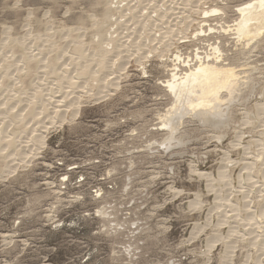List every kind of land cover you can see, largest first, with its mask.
I'll use <instances>...</instances> for the list:
<instances>
[{"label":"rangeland","instance_id":"1","mask_svg":"<svg viewBox=\"0 0 264 264\" xmlns=\"http://www.w3.org/2000/svg\"><path fill=\"white\" fill-rule=\"evenodd\" d=\"M110 1L0 0V264H221L226 244L235 247L233 264H264V233L252 228L264 209V115L255 110L264 104V35L243 46L223 31L251 0H149L159 16L122 28L118 37L135 30L136 50L118 60L105 88L88 71ZM216 7L222 12L205 14ZM146 44L157 51L143 67ZM211 45L246 72V85L226 97L218 117L172 112L164 82L176 55H210ZM27 53L36 59H27L30 66ZM65 71L71 82H61ZM35 85L48 92L36 94ZM38 99L53 113L31 121ZM35 131L46 136L42 147ZM8 152L14 156L4 158ZM197 200L202 207L191 210ZM195 225L203 227L199 235H191ZM214 235L222 240L208 250ZM256 235L261 242L252 245Z\"/></svg>","mask_w":264,"mask_h":264},{"label":"bare ground","instance_id":"2","mask_svg":"<svg viewBox=\"0 0 264 264\" xmlns=\"http://www.w3.org/2000/svg\"><path fill=\"white\" fill-rule=\"evenodd\" d=\"M149 3L150 2L148 0V4ZM107 6H108V8L104 12V18L102 19V22H100V23H102L101 26L99 27L100 29L96 33V36H98V37H96L98 41L96 43L97 48L94 51L95 52L94 56H97L98 60L96 61V64L94 63L95 66L93 68H91L90 71H88L89 74H92V76H94L93 79H95V80H93V81H98V82L101 81V85H104L105 88H106L107 83L110 80L115 79L114 74L119 73V71H115V68L118 65V60L122 59L123 62L128 61V59H130L133 56V53L130 51L136 50V45H137L136 38L137 37H134L135 36V30L129 32L126 37L125 36L118 37L119 34L122 32V28H125L124 30H127V22H131V24H133L135 21L142 22V25L144 26L146 23L153 22V19H152L153 17L159 16L156 13L157 9L152 7V3L149 4V7H144V5H142L141 1H139V0H117V1L111 0L109 3H107ZM220 12H222L220 10V8L216 7L214 9H212L211 11L205 12V14L206 15H208L209 13L210 14H216V13H220ZM237 12H238V14H237L238 17L234 21V24L232 26H228L227 30H223L224 33H228V35L231 34L232 35L231 37L236 39V43H241V42L242 43L244 42L247 44H250L252 42H255V44L258 43L261 40V37L264 35V0H251L249 2L242 4V5H239ZM173 14H175V13H173ZM162 19H164V20L167 19V17H165V12H164V15L158 20L162 21ZM168 30L170 32H174L172 29H168ZM210 31L212 32V31H214V29L212 28V29H210ZM204 32H206V31L202 30V33H204ZM165 33H166L165 31H162V30L160 31L159 34H161V38L165 37L164 36ZM171 38L174 39V35H171ZM232 38H231V40H232ZM181 40L178 39L177 42H173V44H175V43L178 44L179 41H181ZM160 42H161V40H160ZM244 43H243V46L245 45ZM170 44H172V43H170ZM167 46H168V48L170 47V45H167ZM18 47L25 48V43H22V41L18 42ZM211 47L212 48L210 50H212V53H210V55L206 54L205 56H201L200 55L201 53L199 52V50H197L196 54H195V58H192V59L188 58L187 61H186V59H183L181 57V55H179V54L176 55V60H175L176 63L173 64V68L170 70V77L166 82H164V83H166L165 85H166L167 89L170 91V94L172 95L173 103L171 104L172 106L170 108V110L172 112H174V110L185 109L188 112V114H190L192 116H198L200 119L204 118L206 116V113L211 114V116H213V117H218V114H216V110H217V108H219V106H222L226 97L228 98L227 101L234 99V96L236 95L237 92L240 91L241 87L243 85H246L247 81L243 79V78H245L244 76L242 77V73H244L245 71L239 70V68L236 64L227 63V61L229 59L227 57L224 58L226 55H224L225 53L223 54V51L221 50V48L218 45H211ZM143 49H147V50L146 51L143 50V52L140 53V55L138 56V62L142 66L144 64L143 60L148 57L149 53L156 52L157 47L151 48V45L146 44V45H143ZM27 54H28V56H26L25 61L27 63H29V66H30V61L31 60L35 61L36 59L33 58L34 56L31 53H27ZM116 58H118V59H116ZM27 59L30 61H28ZM37 62H39V61H37ZM192 62H195V64H192ZM26 66H28V65H26ZM31 66H32V64H31ZM82 67H83L82 71L86 72L88 66L84 64V66L82 65ZM181 67H184L185 69H181ZM100 69H102V70L100 71ZM104 69L106 70V72L108 71L109 74H108V76L107 75L105 76V79L101 80L103 75H100V73ZM120 69L122 71L125 70V65H123V67H120L118 70H120ZM29 70L32 72L31 68H29ZM143 71H144V74H147L146 70H143ZM7 73L8 72H6L5 74H7ZM37 79H40L39 76L37 77ZM64 81H69V82L72 81V79L70 77H68V75L66 74V71L64 74L61 75V82L63 83ZM117 83L118 82L114 81V83H112V84L110 83V84L112 86L114 84V86H116V88H118ZM17 84H18V82H17ZM37 89L40 91H37ZM13 90H15V89H13ZM33 90L36 91V94H41V92H43L44 90H45V92H48V88H46V89H44L43 87L39 88V86H37V85H35V89H33ZM13 94L16 95V92H13ZM22 95H24V94H22ZM32 95H33V93H30V95L28 96L29 97V102L27 103L28 107L30 104H32V102H31V100H33ZM48 99H49V97H48ZM23 100L25 101V99H23ZM43 102H44L43 100L38 99L36 102L38 107L29 111L30 114L28 116H29V119L31 121L34 119H38V118L42 117V115L43 116L45 115V117H48L49 116L48 113H51V114L53 113L51 111L49 112V107H48L49 104H47L45 106V104L47 102L45 104H43ZM59 102L62 103V101L58 100V101H56V104ZM61 103H60V105H61ZM63 103H64V101H63ZM54 107H57V106L55 105ZM255 107H256L255 110L260 115V117L262 115H264V104H259V105L256 104ZM37 108L39 110H37ZM77 109H79V108H77ZM23 110L25 111V109H23ZM22 111H19L15 116L19 121L22 120V116L25 115V114L22 115ZM60 112L61 111H59V113ZM63 112H62L63 117L59 122L60 124H62L66 120L65 112H64V114H63ZM4 113L5 112H1L0 114L3 115ZM78 113H79V111L77 113L73 114L74 117H76L78 115ZM253 113H255V111ZM249 115H250V113H249ZM55 117L56 116L54 115V118ZM42 118H44V117H42ZM54 118H51V119L54 121ZM263 118L264 117H262V119ZM2 119H4V117ZM223 119H225V115H223ZM261 121H260V123H261ZM19 123L22 124L21 121ZM263 123H264V121H263ZM37 125L38 124H36V126ZM36 126H34V127H36ZM46 126H44L45 133H46V129H48ZM40 127H42V126H40ZM41 130L43 131V129H41ZM41 130H40V132H41ZM33 132H34V130H33ZM37 133L35 131V135H32L31 138L35 137L34 139H36V142H38V145L42 147V145H44V142H45L44 140H46L45 139L46 136L43 137V135H40L41 133L38 135H37ZM17 141L18 140L16 139L15 142H17ZM0 142H1V140H0ZM31 142H32V140H31ZM233 144L234 143H232L231 145H233ZM20 145H22V143ZM234 146H232V147H234ZM262 146H263V144H262ZM21 149H23V147ZM250 149H252V148H250ZM260 149H262V151H263V147ZM5 151H6L5 147H3L0 144L1 154H3V152H5ZM36 151H37V149H36ZM247 151H249V150H246V152ZM252 152H253V150H252ZM227 155H228V153H227ZM257 155L259 158V154H257ZM10 156H14V154H11V152H8L4 156V158L10 157ZM254 158L256 159L257 157H254ZM230 160H232V159H230ZM242 160H243V158H242ZM229 162L231 163V161H229ZM232 163L234 164V162H232ZM248 163L246 162L244 164L248 165ZM250 165H249V167H252V165L251 166ZM255 167H256V165H255ZM245 169H248V168H245ZM249 171H250V169H249ZM218 173H219V180L226 179L224 171H219ZM200 175H204V174H200ZM239 178H241V177H239ZM225 182H226V180L223 183H225ZM220 183H221V181H220ZM226 183H229V180ZM229 185H230V183H229ZM220 190H222V189H220ZM242 192H244V191H242ZM200 207H202V203L200 202V200H197L196 202H191L189 208L191 210L192 209L197 210ZM235 210H236V208H235ZM248 214H249V212H248ZM252 216L253 215H251L249 217H252ZM239 217H241V216H239ZM253 218H254V222H255L254 224L256 226L255 227L252 225H250V226H252V228H254L255 231L256 230L258 231V229H260L259 232L264 233V209L262 208L258 212V215L255 214L253 216ZM244 220L246 222L247 221L249 222L248 225L251 223L249 221L250 219H248V218H246ZM208 225H209V223L207 222L204 226H208ZM194 230H192L191 235H193V234L199 235L202 232L203 227H201V226L198 227V225H195ZM235 230H236V228H235ZM235 230H232L229 233H231V235L237 234V236H240L241 239L244 238V236L246 234H248L246 232V229H245L246 234H243V233L240 234L238 231H235ZM251 231H252V229H251ZM255 231H253V232H255ZM249 233L251 234V232H249ZM256 236L252 237L253 238L252 239V245H258L259 242H261L259 240L260 239L259 236L258 235H256ZM220 240H222L221 235H219L218 237L215 236L213 238H210V240L208 241V250L213 249L215 247V245L217 244V242ZM232 249H235V247L230 246L229 244H226V253L223 254L224 256L222 257L221 264H233V255H231V253H230V251H232Z\"/></svg>","mask_w":264,"mask_h":264}]
</instances>
